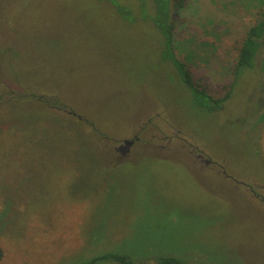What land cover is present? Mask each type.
I'll list each match as a JSON object with an SVG mask.
<instances>
[{"label":"rangeland","instance_id":"374dc122","mask_svg":"<svg viewBox=\"0 0 264 264\" xmlns=\"http://www.w3.org/2000/svg\"><path fill=\"white\" fill-rule=\"evenodd\" d=\"M154 13L0 0V264H264V46L234 77L264 0L180 10L177 59L213 98L232 87L217 111L166 59Z\"/></svg>","mask_w":264,"mask_h":264},{"label":"trees","instance_id":"16d2710c","mask_svg":"<svg viewBox=\"0 0 264 264\" xmlns=\"http://www.w3.org/2000/svg\"><path fill=\"white\" fill-rule=\"evenodd\" d=\"M187 0H150L151 5L155 8L153 20L165 38V52L166 59L171 61L183 82L192 90L196 103L205 109L220 110L223 103L230 99L232 95V87L227 94L215 99L210 95L206 89L201 88L199 83H196L192 77L189 68L186 64L177 59L175 55V40H176V22L180 16V10L186 5ZM261 13V12H260ZM260 13L258 14L260 16ZM264 46V21L259 19L256 24L250 25L249 29L244 35L238 49V60L234 68V77L236 80L238 70L242 68H254L258 57L261 54V49ZM103 258H113L121 261L123 264H137L129 260L127 257L105 255ZM3 259V249L0 246V262ZM90 264V263H84ZM157 264H184L183 261L174 258H164Z\"/></svg>","mask_w":264,"mask_h":264},{"label":"water","instance_id":"95a60500","mask_svg":"<svg viewBox=\"0 0 264 264\" xmlns=\"http://www.w3.org/2000/svg\"><path fill=\"white\" fill-rule=\"evenodd\" d=\"M135 141L136 140H124L123 143L116 148L117 152H120L122 156L128 155Z\"/></svg>","mask_w":264,"mask_h":264},{"label":"flooded vegetation","instance_id":"af4514ba","mask_svg":"<svg viewBox=\"0 0 264 264\" xmlns=\"http://www.w3.org/2000/svg\"><path fill=\"white\" fill-rule=\"evenodd\" d=\"M117 151V150H116ZM119 154H120V152H119ZM122 156V155H121ZM201 158H203V156H200ZM203 160H204V164L205 165H210L211 164V162L209 161V160H207V159H205V158H203Z\"/></svg>","mask_w":264,"mask_h":264}]
</instances>
